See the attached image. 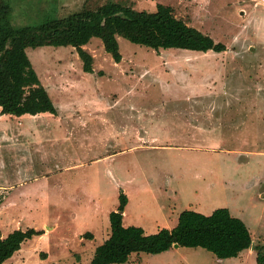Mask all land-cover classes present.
Segmentation results:
<instances>
[{"label":"rangeland","instance_id":"rangeland-1","mask_svg":"<svg viewBox=\"0 0 264 264\" xmlns=\"http://www.w3.org/2000/svg\"><path fill=\"white\" fill-rule=\"evenodd\" d=\"M16 26H34L105 0H7ZM169 5L220 53L152 50L118 37L120 62L98 38L83 49L27 48L57 114L0 113V230L33 228L4 264H89L123 192L124 226L147 234L181 211L227 208L249 228L244 264L264 245V1L111 0ZM12 17V16H11ZM62 92V93H61ZM62 102V103H61ZM253 258V259H252ZM203 248L133 254L125 264H227ZM232 264V263H230Z\"/></svg>","mask_w":264,"mask_h":264},{"label":"trees","instance_id":"trees-1","mask_svg":"<svg viewBox=\"0 0 264 264\" xmlns=\"http://www.w3.org/2000/svg\"><path fill=\"white\" fill-rule=\"evenodd\" d=\"M13 21L10 3L0 0V113L13 117L57 114L26 54L27 48L73 47L85 73L93 72V57L83 49L92 38L100 39L114 62L122 58L118 37L155 51L175 48L220 53L225 50L224 44L214 42L210 36L176 18L171 6L160 3L150 12L105 0L69 15L46 16L34 26H16ZM127 203V196L121 192L116 209L108 215L109 236L95 248L89 264H125L133 254H159L175 244L200 247L220 259L236 257L252 246L249 228L227 208H216L208 215L186 209L180 212L174 227L147 234L142 227L123 225ZM40 234L41 231L33 228L15 229L3 237L0 230V264L9 260L24 241ZM254 249L255 262L264 264V245Z\"/></svg>","mask_w":264,"mask_h":264},{"label":"crops","instance_id":"crops-1","mask_svg":"<svg viewBox=\"0 0 264 264\" xmlns=\"http://www.w3.org/2000/svg\"><path fill=\"white\" fill-rule=\"evenodd\" d=\"M47 91V93H48V95H49V97L51 98V95H50V90H46ZM62 93V92H61ZM51 100H52V102H53V104L55 105V107H56V101H54L52 98H51ZM62 103V102H61ZM56 109H57V107H56ZM27 117L28 115H23V117ZM22 117V116H21ZM28 117H30V116H28ZM31 117H33V116H31ZM125 212V211H124ZM124 212H123V214H124ZM245 253H246V250H244V251H242V252H240L236 257H233L232 259H234L235 260V262H229V263H227V264H230V263H232V264H244V261H245V258H246V255H245ZM253 259V258H252Z\"/></svg>","mask_w":264,"mask_h":264},{"label":"water","instance_id":"water-1","mask_svg":"<svg viewBox=\"0 0 264 264\" xmlns=\"http://www.w3.org/2000/svg\"><path fill=\"white\" fill-rule=\"evenodd\" d=\"M174 247H178V245H177V244H175V245H174Z\"/></svg>","mask_w":264,"mask_h":264},{"label":"built area","instance_id":"built-area-1","mask_svg":"<svg viewBox=\"0 0 264 264\" xmlns=\"http://www.w3.org/2000/svg\"><path fill=\"white\" fill-rule=\"evenodd\" d=\"M259 2H262V1H264V0H258Z\"/></svg>","mask_w":264,"mask_h":264},{"label":"bare ground","instance_id":"bare-ground-1","mask_svg":"<svg viewBox=\"0 0 264 264\" xmlns=\"http://www.w3.org/2000/svg\"><path fill=\"white\" fill-rule=\"evenodd\" d=\"M120 38V37H119ZM100 40V39H99Z\"/></svg>","mask_w":264,"mask_h":264}]
</instances>
